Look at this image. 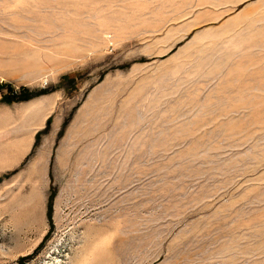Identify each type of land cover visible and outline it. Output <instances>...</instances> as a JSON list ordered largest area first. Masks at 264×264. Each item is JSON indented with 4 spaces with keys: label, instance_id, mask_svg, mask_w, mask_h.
<instances>
[{
    "label": "rangeland",
    "instance_id": "374dc122",
    "mask_svg": "<svg viewBox=\"0 0 264 264\" xmlns=\"http://www.w3.org/2000/svg\"><path fill=\"white\" fill-rule=\"evenodd\" d=\"M0 264H264V0H0Z\"/></svg>",
    "mask_w": 264,
    "mask_h": 264
},
{
    "label": "trees",
    "instance_id": "16d2710c",
    "mask_svg": "<svg viewBox=\"0 0 264 264\" xmlns=\"http://www.w3.org/2000/svg\"><path fill=\"white\" fill-rule=\"evenodd\" d=\"M25 94H26V95H25L26 97H29V96L32 95V94H30V93H26V92H25ZM47 122H48V121H47Z\"/></svg>",
    "mask_w": 264,
    "mask_h": 264
}]
</instances>
